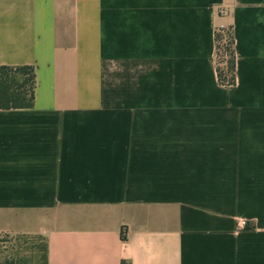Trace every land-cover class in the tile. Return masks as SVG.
I'll return each mask as SVG.
<instances>
[{
	"label": "crops",
	"instance_id": "0c3cea01",
	"mask_svg": "<svg viewBox=\"0 0 264 264\" xmlns=\"http://www.w3.org/2000/svg\"><path fill=\"white\" fill-rule=\"evenodd\" d=\"M24 65L0 264H264V0H0V66Z\"/></svg>",
	"mask_w": 264,
	"mask_h": 264
},
{
	"label": "trees",
	"instance_id": "16d2710c",
	"mask_svg": "<svg viewBox=\"0 0 264 264\" xmlns=\"http://www.w3.org/2000/svg\"><path fill=\"white\" fill-rule=\"evenodd\" d=\"M215 39L219 83L231 85L235 82L236 70L234 39L231 30L219 31L215 35ZM223 41H225L224 44ZM35 87L33 66H0V109L32 107Z\"/></svg>",
	"mask_w": 264,
	"mask_h": 264
},
{
	"label": "rangeland",
	"instance_id": "374dc122",
	"mask_svg": "<svg viewBox=\"0 0 264 264\" xmlns=\"http://www.w3.org/2000/svg\"><path fill=\"white\" fill-rule=\"evenodd\" d=\"M225 43V41H223V44ZM247 223H248V220L245 218L244 219V222H241V226L243 227V226H247Z\"/></svg>",
	"mask_w": 264,
	"mask_h": 264
},
{
	"label": "built area",
	"instance_id": "2783aa9c",
	"mask_svg": "<svg viewBox=\"0 0 264 264\" xmlns=\"http://www.w3.org/2000/svg\"><path fill=\"white\" fill-rule=\"evenodd\" d=\"M221 13H223V11H221Z\"/></svg>",
	"mask_w": 264,
	"mask_h": 264
}]
</instances>
